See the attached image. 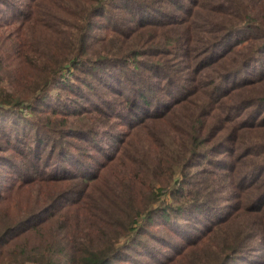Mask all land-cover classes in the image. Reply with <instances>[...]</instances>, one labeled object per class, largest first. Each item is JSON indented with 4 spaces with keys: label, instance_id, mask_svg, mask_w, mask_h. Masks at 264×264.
<instances>
[{
    "label": "trees",
    "instance_id": "trees-1",
    "mask_svg": "<svg viewBox=\"0 0 264 264\" xmlns=\"http://www.w3.org/2000/svg\"><path fill=\"white\" fill-rule=\"evenodd\" d=\"M13 7L16 30L0 41V114L25 109L34 119L61 84L91 105L105 104L96 111L104 123L114 124L115 116L128 130L97 129L81 118L91 108L72 111L76 99L49 100L57 105L47 111L78 121L59 128L18 115L15 125L33 128L27 138L7 137L0 119V163L17 164L5 154L11 150L20 156L22 167H13L20 175L43 173L20 176L7 188L0 179V202L36 181L57 186L44 206L0 209V264H121L135 258L131 251L142 252L147 237L167 245L166 232L198 209L229 211L200 233L174 231L181 245L162 264H226L240 253L264 251V0H22ZM151 14L156 19H147ZM99 17L111 34L89 41ZM17 59L20 67H12ZM101 87L114 92L121 110ZM99 131L111 136L110 144L97 142ZM68 137L94 144L106 157L98 166L120 154L123 177L113 190L87 185L98 168L71 150ZM106 145L115 151L107 155ZM218 153L224 157L212 156ZM67 181L76 182L72 191L60 188ZM87 187L100 202L72 211L79 223L59 217L51 225ZM223 187L236 206L226 196V204H215ZM249 263L264 264V254Z\"/></svg>",
    "mask_w": 264,
    "mask_h": 264
},
{
    "label": "rangeland",
    "instance_id": "rangeland-1",
    "mask_svg": "<svg viewBox=\"0 0 264 264\" xmlns=\"http://www.w3.org/2000/svg\"><path fill=\"white\" fill-rule=\"evenodd\" d=\"M3 1H6L10 3L11 5H0V21L4 19L7 20L6 25L0 26V41H4L3 37L7 32H10V31L14 32L16 30L14 25H16L18 21H14V18H18V17L14 14L16 8L13 7V5L19 4L22 0H3ZM149 18L150 20L156 19V15L153 16L151 14L147 17V19ZM109 24L110 23L106 18L99 17L95 19V24L92 27L90 35H89V41L95 35H98V34H104L106 32H108V34H111V30H110L111 28L109 27L110 26ZM19 60L20 59L15 60L10 65L12 67H15V66L20 67ZM60 87H61V84H59V87L56 89V91H52L50 93L49 98H47L44 101V104L41 106V108L44 110L37 111L35 113L34 119L28 117V114L26 113L25 109L21 112H18L16 115H14L13 113L8 114L7 112L0 114V119L3 120V122L5 123L4 132H7L9 134L7 135V137H12V140H13V139H16L17 137L27 138L31 135L30 128H32V126H29V125L26 126V125H23L22 123L19 125H15V120L18 115H20L22 118H28L35 122L36 120L39 122H44L46 120H49V121H52L56 125L57 128L69 122H74V123L78 122L74 118L75 117L74 114L66 117L64 114L60 112L50 113V111H47V110H50L49 108L53 106V104L57 105L55 101L49 102L51 98H56L59 101H63V100L68 101V100L76 99L77 102L73 103V105L71 106L72 111L76 109L79 110V106L81 104L91 108L92 110H90L88 113H86L81 118H85L88 122H94L95 127L99 130L107 129L110 132H118V131L122 132V131L128 130V125L126 124L122 125V123H118L120 121L114 120L115 116H111V123H114V124L107 125L104 123L101 114L97 113L96 111L100 107H105V104L97 102V105L95 106L91 105L88 103L87 97H84V99H79L75 97L73 94L69 93L67 89L63 90ZM101 91H102L101 93L103 94V98H105L106 100L108 99L110 101L111 106L116 108V110L122 109L123 105L121 102L115 101V100H120V99H118V97H116L115 94H113L114 93L113 91H109L105 89L104 87H101ZM152 109L154 110V108ZM65 112H67V110H65ZM63 120H66V121H63ZM107 135H108L107 133L103 131H99L97 135L99 136L97 138V142H99L102 146H105L106 142H108L107 144H110V141L108 139L106 140ZM144 135H142L141 133L139 138H143ZM130 136H132V134H130L129 137H126L124 139V141L127 140V143L125 146H127L130 143V140L132 139ZM110 137L111 136L108 135V138ZM68 140L69 141L68 142L66 141V142L68 143L69 147L73 148V149L70 148L72 151L77 152V153L81 151L83 154H85L84 156L80 155V159L82 161L90 162V168L92 170H96L98 168L97 170L99 172V176L94 181L87 183V185H90L91 183L96 182L94 183L95 187H97L98 184H100L102 187L107 186L111 190H113L114 188L113 182L115 180L120 181V178L123 177L122 174H123L124 169L121 164L123 163L124 159L120 158V154L116 159L108 160L106 161V163H103L104 164L103 166L102 165L98 166L99 163L104 162L106 160V157L102 156L100 152L94 148L95 147L94 144H92L90 141L76 140L75 138H72V137H68ZM136 140H137V137L133 138L132 143H135ZM71 141H75L76 143H78L79 148L73 146L72 143H70ZM3 144H5V141L0 139V145H3ZM122 144L123 143H120V146H123ZM136 146H138L137 143H136ZM126 150L127 148L125 149V151ZM113 151H115L113 150V147H109L106 145L107 155L113 153ZM5 154L6 156L12 157L14 161L17 163L13 167H18V168L22 167L20 156L13 153V151L11 150L5 151ZM125 156L127 155H124V157ZM212 156H214L217 159L224 157L223 154L221 153L220 154L218 153ZM227 159L228 157L226 156V160ZM204 163H205V160L202 159V162L200 163V165L198 166L195 165V167L199 168ZM13 167L6 165L4 163H0V179L2 180L1 185H3V187L7 188L8 185H10L12 182L17 181V178H19L20 176H34V175L39 176L43 174L40 172L33 173V170H28L25 174L20 175L22 172H19L17 169ZM43 171H45V167H43ZM75 185H76L75 181H73L72 183H69V181H67L63 183L60 188L66 187V191L68 190L72 191ZM78 188H81V189L84 188L80 181H79ZM223 188H220L218 189V191H216L218 199L214 201L215 204L216 203H220L221 205L226 204L225 201L223 200V196H226V197H230L231 205L236 206L235 204H237L238 202L236 198L226 194V191H225L226 188L225 187ZM56 189H57V186L55 187L49 186V184H47L46 182L36 181L30 185L29 190L27 189V187H24V188H21L20 190L14 189L12 192H8V194L4 195L5 198L0 202V209H4V208L13 209V206L15 205V203H18V204L22 203L23 206L24 204L28 203V205L31 208L33 207L38 208L42 205L44 206L45 204H47L46 194L51 193L52 191ZM30 192L32 193L30 194ZM76 196L77 195H75L74 198ZM75 199L76 200L73 201L74 206L71 204H65L63 206L65 208L62 207L59 209L58 213L53 217L51 225H53L54 223H57L59 220V217L61 218L66 217V221L72 224L79 223L81 222L80 218L77 215H74L72 211L78 209L81 212H84V210L87 211L89 210L90 207L95 206L96 204H98V202H100L98 192L92 187H87V190L84 193L79 194ZM63 203H66V201L63 200L62 204ZM212 206L216 208L220 207L219 205H212ZM69 210H71V212H68ZM225 211L228 212L229 210L226 209V210H223V212L218 213V211L216 210L210 211V210L204 209L203 211V210L198 209L197 211L193 213L186 214L185 217L186 219L188 218V220H185L186 223L183 226H179V227L177 226L176 230H178L181 235L182 234L186 235L188 233H195V232L200 233L201 231L205 230V228L208 225H210L214 220L222 216ZM204 213H206L205 216H204ZM86 218H87V221L91 223L92 220L89 217H86ZM200 218L202 219L201 222H199V220H201ZM164 228L165 229H162V230H166L168 227H164ZM156 230H158V227L156 228ZM176 230L174 229V230H171V232H166L167 242H169V243H166L167 245H164V244L160 245L156 240H153L152 237H147L146 238L147 245H145L143 250H141L142 251L141 253H138L137 251H133V252L131 251V253L135 255V258L133 259L131 257L130 258L126 257L122 259L120 263L121 264H162L167 259V257L173 255L175 250L179 248V246L181 245V240L177 238L174 234V231ZM252 253H255V252H248V254L246 255L250 256L253 259L254 258L261 259L264 254V251H260V253L258 251V253L255 255H253ZM250 257H245V254L240 253L236 256V258L229 260L226 264H250L249 263V261L251 260ZM138 259H142L143 261H138Z\"/></svg>",
    "mask_w": 264,
    "mask_h": 264
}]
</instances>
